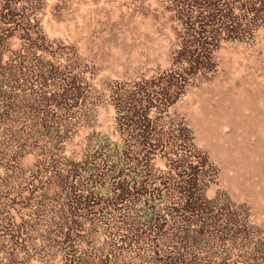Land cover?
Here are the masks:
<instances>
[{
    "label": "rangeland",
    "instance_id": "374dc122",
    "mask_svg": "<svg viewBox=\"0 0 264 264\" xmlns=\"http://www.w3.org/2000/svg\"><path fill=\"white\" fill-rule=\"evenodd\" d=\"M38 1L0 0V36L7 33L11 41L0 61L10 69L17 64L20 79L8 89L24 99L16 127L22 138L0 124V141L8 145L0 146V209L8 204L0 213L1 263L12 264L19 253L29 255L30 264H109L101 255L110 248L99 219L102 204L90 202L87 184L94 179L87 164L100 156L101 141L117 146L150 190L179 192L182 179L197 180L199 205L220 194H201L207 170L220 169L234 199L222 196L217 204L231 221L220 263L249 264L257 256L253 264H264V233L252 230L264 229V125L258 124L264 117V0H41L39 9ZM73 39L78 57L92 58L83 72L76 58L57 54ZM222 56L229 60L220 63ZM201 83L210 84V92L199 94ZM233 105L259 120L230 126L221 114ZM72 116L76 132L63 154L30 143V134L62 132ZM23 148L20 166L13 155ZM16 174L21 180L8 179ZM110 181L94 179L93 190L105 192ZM240 206L250 209L248 220ZM238 237L249 238L250 246L240 247Z\"/></svg>",
    "mask_w": 264,
    "mask_h": 264
},
{
    "label": "trees",
    "instance_id": "16d2710c",
    "mask_svg": "<svg viewBox=\"0 0 264 264\" xmlns=\"http://www.w3.org/2000/svg\"><path fill=\"white\" fill-rule=\"evenodd\" d=\"M16 68L17 64L10 69L0 61V124L4 121L7 124L12 113L16 116L24 109V99L12 96L8 89L20 79L16 77ZM97 146L100 156L88 162V170L94 179L110 176L111 181L108 190L101 192L93 190L94 179L88 177L87 184L92 185L88 196L93 205L102 204L98 206L99 219L106 222L103 231L108 241L114 243L101 254L109 257V264H209L218 261L221 264V253H208L204 249L208 245L200 247L198 239L199 233L207 227H214L217 237L228 235L231 229L229 213L207 200L198 204L197 180L189 184L182 179L179 192L171 191V187L164 193L150 190L138 177V169L119 154L117 146L108 148V144L101 141ZM166 181L168 186L173 184L170 178ZM81 190L84 192L83 187ZM119 203L122 206L117 207ZM207 207H210L209 212ZM217 221H222V227L216 225ZM86 253L95 258L97 252L87 250ZM112 253L115 256H111ZM128 253L130 258L122 257Z\"/></svg>",
    "mask_w": 264,
    "mask_h": 264
},
{
    "label": "water",
    "instance_id": "95a60500",
    "mask_svg": "<svg viewBox=\"0 0 264 264\" xmlns=\"http://www.w3.org/2000/svg\"><path fill=\"white\" fill-rule=\"evenodd\" d=\"M141 1L144 2V0H141ZM39 3H41V0L38 1V9L40 8L39 7ZM44 41H45V39H44ZM10 42L11 41H10L7 33H5L4 35L0 36V56H2L5 52L10 50V45H11ZM19 50H20V47L17 50L12 51V52L13 53H18ZM79 50H80V46L77 45L76 39H73L72 43L67 48H63V49L60 48V50L57 51V54H58V56L68 55L69 57H72L73 59L76 58L77 64H75V65L78 67L80 72H83L85 70L84 67L87 64H90V62H92V58L89 55H87L86 57H81V58L78 57ZM33 52H34L33 50H30L28 52L27 56L33 57ZM52 55H55V54H52ZM84 100L88 101L89 98L87 97ZM21 117H23V116L22 115H16L14 117H11L7 121L8 127L10 129H12V132L20 139L22 138L23 135H22L21 129L20 128L18 129L16 127H18L19 122H21V120H20ZM72 119L74 121L70 120L71 122H67V123L63 124L62 132H60V130L59 131L56 130L57 132H54L53 133L54 135L53 136L51 135L48 138L46 137V135L43 136L41 133H39V134H35V133L34 134H30L28 136V138L30 140V143L34 144V147H37V148H40L41 150H43V152H48L49 151V153L54 154V155L63 154L66 146L71 143L73 137L75 136L77 120H75L74 116H72ZM13 128H16V129H13ZM38 142H40L39 145H38ZM0 146H2V150H6V148L8 147V145L6 144V140H1L0 141ZM31 150L34 152V150L32 148H31ZM25 152H28V150H26L25 148L20 149L17 153H15L13 155V157L16 158V160L18 162H21L23 157L26 155ZM43 152H38V153L35 152V154L37 156H39ZM19 164H20V166H22V162L19 163ZM18 170L19 171H23L24 169H22V167H19ZM209 170H211V169L209 168L207 170V172H206L207 178L201 180V194L205 196L206 192L208 190H212V189L215 190V192L219 191L220 194H216V196L214 198L208 200L211 205H216L217 206L218 200L222 196L227 198L229 200V202H232V201L234 202V199L232 198L231 194H229L227 192V190L231 191L229 189V186H227L224 183V178L222 179L223 172L220 171V169H217V170L214 169V172H211L212 170L211 171H209ZM218 173L220 174V176H219L220 179L217 178L218 177ZM8 179H12V181L21 180V177L16 174L15 176H11ZM0 181H1V177H0ZM227 195L229 196V198L232 201L228 198ZM7 207H8V204H5V206L3 205L2 208L0 209V213L1 212L3 213L4 211H6ZM254 207H256V206H251L250 208L253 210ZM246 209L247 208H244V206H240V210H241V213L243 215V220H248V217L250 216V209H249V213L247 212ZM262 226H264V225H262ZM261 228H258L257 226H253L252 227V230H254L253 233H255V235L263 234L264 233V229H261ZM167 229L169 230L170 227H168ZM96 232H98V231L96 230ZM96 232L95 231H91L90 232L91 237L95 241L98 240V234ZM214 232H215V228L214 227H207L202 232L203 234L199 235L200 237L198 239L199 240L198 243H199V246L203 245V244L204 245L207 244L208 247H205L204 249H206L208 251V253L213 254V255H219V253L221 251V246L225 242V239H223L221 237H217L214 234ZM238 239H239V240H237L239 242L238 245L240 247H242V248H247L251 244V241L249 240V238L238 237ZM113 245H114V243H110V242L107 244L108 247H111ZM2 248H4V247L3 246L0 247V249H1L0 253H2V250H4L3 252L5 253V249H2ZM227 252H228V255L231 256L232 253H233L232 248H230V249L228 248ZM18 254L19 253H16L14 255V253H13V255L15 256L13 258H15V259H13V261H12L13 263L12 264H30L29 255L28 256H25V255L24 256H20ZM122 257L123 258H130L131 255H130V253H128V254L123 255ZM249 258L252 260V261L249 262V264H253L254 262L256 263V261L258 260L257 256L256 257H249ZM235 262L236 261H234L233 263L235 264ZM0 264H7V263H1V261H0Z\"/></svg>",
    "mask_w": 264,
    "mask_h": 264
},
{
    "label": "bare ground",
    "instance_id": "6f19581e",
    "mask_svg": "<svg viewBox=\"0 0 264 264\" xmlns=\"http://www.w3.org/2000/svg\"><path fill=\"white\" fill-rule=\"evenodd\" d=\"M229 60L228 56H222L220 57V63H224V62H227ZM219 75V74H218ZM211 90V85L210 84H203L201 83L200 84V88L198 89V92L199 94L201 93V95L204 93V92H210ZM248 98L246 99L247 102H250V106L252 104V98L249 96H247ZM213 101H215V103L220 106L222 105L223 106V103L217 99H211ZM208 109V105L206 104V106L204 107V111H206ZM261 111V114H264V107L262 109H260ZM223 115V117H225V120H227V124H229L230 126H241V125H244V126H248V127H252V123H256V122H253L255 119L259 120V117L257 118H251V117H248L245 113H242L241 111V107L237 106V105H233V106H230L229 108L225 109L223 107V113L221 114V116ZM196 118L197 120H201L202 118V115L198 116L196 115ZM261 120L262 122H258L259 125H264V117L261 116ZM247 124H251V125H247ZM242 127V126H241ZM243 128V127H242ZM261 139V142H264V137H260Z\"/></svg>",
    "mask_w": 264,
    "mask_h": 264
}]
</instances>
